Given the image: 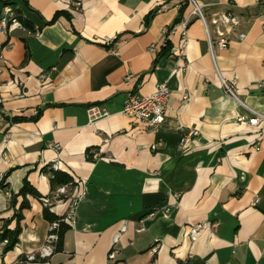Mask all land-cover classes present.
<instances>
[{
	"label": "crops",
	"instance_id": "crops-1",
	"mask_svg": "<svg viewBox=\"0 0 264 264\" xmlns=\"http://www.w3.org/2000/svg\"><path fill=\"white\" fill-rule=\"evenodd\" d=\"M195 1L206 25L190 16L183 31L184 0H0V13L11 5L26 25L0 31V110L17 120L0 123V234L28 203L0 264H264V122L238 121L264 113V1ZM221 12L239 23L216 24ZM221 33L230 44L211 53ZM183 40L184 54L170 57L168 45ZM219 75L236 80V99ZM160 83L170 97L156 130L122 115L129 94L149 96ZM93 106L108 116L90 123ZM191 129L198 137L182 149ZM55 171L71 179L65 194ZM25 184L37 195L24 197ZM75 196V223H64L55 253L29 261L46 241V208L63 218ZM195 224L205 227L191 241Z\"/></svg>",
	"mask_w": 264,
	"mask_h": 264
},
{
	"label": "built area",
	"instance_id": "built-area-1",
	"mask_svg": "<svg viewBox=\"0 0 264 264\" xmlns=\"http://www.w3.org/2000/svg\"><path fill=\"white\" fill-rule=\"evenodd\" d=\"M264 1V0H262ZM73 6L77 9L82 8V2L81 1H75L72 3ZM188 4L191 8L189 16L183 17L180 22L177 24L183 31H185L189 25V17L190 16H196L198 17L205 25V18L202 13L201 6L195 1V0H188ZM166 6H161L160 9H165ZM213 21L216 24H222L224 26H227L230 28L231 26H235L239 23V18L237 15L231 13V12H221L219 14H216ZM175 25L171 27H167L163 30V37L164 42L166 43L169 40L170 35H172L175 31ZM18 29H25V26L23 25L22 21L20 20L19 15L15 11V9L11 5H4L2 7V11L0 13V31L4 34H8L11 31L18 30ZM245 37L244 34L239 35V39L242 40ZM105 42L107 45L111 43L110 38H105ZM210 51L213 53V46L216 45L220 49H226L229 44L230 40L226 39L223 36V33L220 34L216 44L209 38L208 40ZM184 48H185V40L182 41V44L180 47L178 46H171L169 47V56H182L184 54ZM220 82L221 86L224 90V92L235 99V87H236V80L232 79L230 81H226L223 79L220 75ZM259 87H264V80L258 83ZM170 97V91L167 87L166 83H160L158 84L155 92H153L149 96H141L138 93L134 92L129 94L126 97V100L124 102V106L122 109V115L126 116L128 118L133 119L136 123L140 124L144 127L145 130L153 131L158 128V126L164 121L165 113L168 107V100ZM186 98V97H185ZM238 100V99H237ZM249 111L252 113L250 118H246L243 115L238 116V121L242 123L248 124L250 127L257 126L260 123L264 122V113L254 111L249 109ZM90 123H92L95 119L100 117H106L108 116V111L101 106H93L90 108ZM3 122H12V118L7 116L0 110V123ZM198 137V133L191 129L186 134H184L180 139V146L182 149H187L188 146L194 141L193 139H196ZM4 140L9 139L8 134L3 135ZM108 140H105L107 142ZM54 147H58L55 145ZM98 154L97 152H93L92 158L97 159ZM54 170H57L58 168L55 166L53 168ZM4 175H0V181L3 180ZM57 195L59 194H65L66 193V186H61L57 188L56 190ZM9 199H11L10 192H6ZM78 196L73 197L71 199V204L69 207L68 212L63 218H60L59 220L53 221L50 223L48 234L46 237L45 244L42 246V248L38 251L37 255H30L28 256L29 261H34L37 258L40 259H46L51 257L55 251H56V244L58 242V231L60 228L61 223L65 224H74L75 223V209L78 202ZM205 227L204 224H195L192 225L189 230V238L191 241H195L197 239L198 233ZM211 228H216V224H212ZM125 230V226H122L119 230V232L116 233L114 236V243L118 242V239L120 237V234ZM8 244L7 239H0V254L4 253V248ZM160 248V244L157 241L151 248L150 252L152 254H155L158 252ZM115 256V251H112L109 255V258L113 259Z\"/></svg>",
	"mask_w": 264,
	"mask_h": 264
},
{
	"label": "trees",
	"instance_id": "trees-1",
	"mask_svg": "<svg viewBox=\"0 0 264 264\" xmlns=\"http://www.w3.org/2000/svg\"><path fill=\"white\" fill-rule=\"evenodd\" d=\"M182 5H185V7H187L189 4H188V0H184L183 4ZM185 7H182L180 9V16L179 18L177 19V21L175 22V24L179 23L180 20L183 18L184 16V11H185ZM20 20L22 21L23 25L26 27L25 23L23 22V20L20 18ZM169 47V45H168ZM167 47V51L169 50V48ZM17 121L15 118H12V122H15ZM93 152H95L94 149H88L87 150V157L89 159H93L92 158V155H93ZM4 180H5V176L3 177V180L0 181V188L2 189H6V186L4 185ZM71 181V179L69 178L68 175H66L65 173L63 172H60V171H55L54 174H53V178H52V182L54 184V186H62V185H67L69 184ZM22 194L23 196L25 197L27 194H32V195H37L36 191L32 188V187H29L28 184H25L24 188H23V191H22ZM13 196H11V204L13 203ZM26 207H28V203L26 201V199L24 198L22 200V202L19 204L18 208L16 209V214L14 216V219L16 221V226L14 227L13 230H10L8 229V227L6 226L4 231L0 234V239H7L8 240V244L6 245V247L4 248V251L5 249H7L8 247H12L13 245H15L18 241V235L20 233V221L22 219V215H21V211L23 209H25ZM45 216L46 218L50 221V222H53V221H56V220H59V218L57 217H54L52 216L48 209L46 208V213H45ZM64 227V224L61 223L60 224V228H59V231H58V235H59V239H58V242H57V245H56V249L61 241V233H62V229Z\"/></svg>",
	"mask_w": 264,
	"mask_h": 264
}]
</instances>
